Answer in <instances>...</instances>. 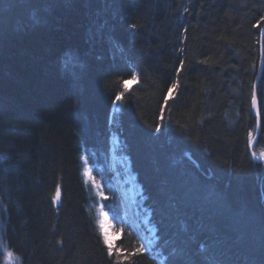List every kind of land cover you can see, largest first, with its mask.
Returning <instances> with one entry per match:
<instances>
[{
    "label": "trees",
    "instance_id": "obj_1",
    "mask_svg": "<svg viewBox=\"0 0 264 264\" xmlns=\"http://www.w3.org/2000/svg\"><path fill=\"white\" fill-rule=\"evenodd\" d=\"M263 25L264 0H0V239L20 264H264V164L248 153ZM262 45L256 155L264 33ZM65 57L78 61L72 74ZM112 135L157 257L131 256L130 233L112 257L102 242L98 204L120 215Z\"/></svg>",
    "mask_w": 264,
    "mask_h": 264
},
{
    "label": "snow or ice",
    "instance_id": "obj_2",
    "mask_svg": "<svg viewBox=\"0 0 264 264\" xmlns=\"http://www.w3.org/2000/svg\"><path fill=\"white\" fill-rule=\"evenodd\" d=\"M34 23H39V18L38 17H33L32 18ZM130 28H133L135 29L136 28V25L135 24H130L129 25ZM183 65V61H181V66ZM78 61L75 57H65L64 59V64H63V71L66 73V74H72L74 73L77 69H78ZM71 70V71H70ZM132 80H136L137 79V76L135 74H132L131 76ZM176 87L175 84H173L170 88H169V95L172 94V91L173 89ZM255 88V86H253ZM122 93H119L115 96V99L112 100V104L113 106L115 107H118L119 106V103L121 101V98H122ZM252 101H253V107L255 108L256 107V94H255V91H253V95H252ZM165 102H167V97H165ZM257 118L259 119V113H257ZM160 129L157 128V131H159ZM251 135V134H249ZM81 160L84 162L85 164V171H84V176L86 178H91L92 181H93V187L97 189V194L101 197V199H104V200H107L108 197L104 194L103 192V188L101 186V184L95 180L94 177H92V174H91V171L90 169L87 167L88 165V161L84 158V157H81ZM59 194H60V189H59V185L57 186V199L59 198ZM53 203H56V199L53 200ZM102 211V210H101ZM103 216H104V219L101 220L99 222V228H100V236L102 238V242L104 244V246L106 247V251H107V255L109 257H112L113 256V248H114V245L113 243L110 241L109 239V232L106 230V225L108 224V213L106 212H102ZM121 232L124 231L123 228L120 229ZM153 245V239H143L141 238V242H140V245L139 247H137L136 249H134L130 255L131 256H135L137 254H144L146 251L149 250V248ZM8 256L11 257L12 256V253L9 252L8 253ZM175 264H190V261H176Z\"/></svg>",
    "mask_w": 264,
    "mask_h": 264
},
{
    "label": "rangeland",
    "instance_id": "obj_3",
    "mask_svg": "<svg viewBox=\"0 0 264 264\" xmlns=\"http://www.w3.org/2000/svg\"><path fill=\"white\" fill-rule=\"evenodd\" d=\"M110 147H111V149L110 150H112V151H115L114 150V147L115 146H117V145H120V141L117 139V137L115 136V135H112L111 136V138H110ZM118 147H120V146H118ZM118 153H117V155H116V158L117 159H122L123 157L121 156V155H119L120 157H118ZM116 159V160H117ZM123 160H124V158H123ZM124 162V164H126V161L124 160L123 161ZM84 164V163H83ZM264 164V163H263ZM84 166H85V164H84ZM87 167L90 169V167L87 165ZM85 168V167H84ZM84 171H85V169H84ZM90 171H91V169H90ZM125 173H128L129 174V168H128V164H126V167H124V174ZM91 174H92V172H91ZM93 175V174H92ZM120 175V174H119ZM113 176H115V175H113ZM83 177H84V181H85V183H87L88 185H90L91 186V190L93 191V193H94V196L98 199V200H102L101 199V197L97 194V189L96 188H94L93 187V181H92V179L91 178H86L85 176H84V174H83ZM113 178V177H112ZM113 180V179H112ZM54 199H56V203H54V205L56 206L57 204H59V200H60V194H59V198L57 199V191H56V194H55V198ZM141 201L140 200H137V204H138V210H136L135 211V214H133V218H137V215L136 214H138V212L140 211V209H143V203L141 204L140 203ZM120 207H121V204H120ZM101 209H102V207H101V204L99 203L98 204V206H97V209H96V212L98 213V215H99V222L101 221V220H103L104 219V216L102 215V213H101ZM122 212V211H121ZM144 219H146L145 217H144ZM143 219V222L146 224V220H144ZM112 220V219H111ZM127 221H129V220H127V219H124L123 218V216L120 218V219H117V220H115V221H113V224L114 225H116V227H119V226H121V227H123V229L124 228H126V227H129V223L127 222ZM99 222H98V227H99ZM112 222V221H111ZM106 228H107V225H106ZM129 229H131L130 227H129ZM99 231H100V228H99ZM135 233V232H134ZM111 237V238H110ZM109 237V239H110V241L111 242H113L112 240H113V237L112 236H110ZM0 252H1V254H2V264H20V262H19V260L17 259V257L16 256H14L13 254H12V256L11 257H9L8 256V253L9 252H11L10 250H8L7 249V247L3 244V242L1 241V239H0ZM159 263V262H158Z\"/></svg>",
    "mask_w": 264,
    "mask_h": 264
},
{
    "label": "bare ground",
    "instance_id": "obj_4",
    "mask_svg": "<svg viewBox=\"0 0 264 264\" xmlns=\"http://www.w3.org/2000/svg\"><path fill=\"white\" fill-rule=\"evenodd\" d=\"M252 88H253V86H252ZM256 110H257V108H256ZM259 119H260V117H259ZM256 124H257V119H256ZM260 129H261V122H260ZM255 133H256V129H255L254 134L250 135V137H249L250 143H251ZM259 134H260V132H259ZM258 138H259V135H258ZM110 144L111 143L109 142V153H118L119 155H121L124 158V160L126 161V164H128V168H129L130 159H129V156L123 151L121 143H120V145H117L114 147L115 151L110 150L111 149ZM118 146H120V147H118ZM263 154L264 153H262L261 155H256V154L255 155L258 157H261V156H263ZM123 158L121 160V164L123 167H126V164H124V162H123L124 161ZM255 163H258V162H255ZM107 167H108V162H107ZM122 173L120 175H117L116 179H115V177L111 176V180L112 179L113 180L111 181V188L110 189L114 193L115 198L117 200H119L121 194L131 193L134 201L137 202V200H140L141 204L144 203L145 197L143 195L142 188L139 186L140 184L135 180V178L133 177L131 172H129V174L128 173L122 174Z\"/></svg>",
    "mask_w": 264,
    "mask_h": 264
},
{
    "label": "water",
    "instance_id": "obj_5",
    "mask_svg": "<svg viewBox=\"0 0 264 264\" xmlns=\"http://www.w3.org/2000/svg\"><path fill=\"white\" fill-rule=\"evenodd\" d=\"M263 33H264V25L262 27L261 36H260V43H259V64H258V70H257V74H256V77H255V80H254V83H253V86H255V88L254 87L252 88V95H253V91H255V94H256V107L255 108L253 107V101H251V103H252V113L257 119L256 133H255L251 143L248 146V153H249L251 159L254 162H258V163H264V154L261 157H258V156H256L254 154V147H255V145L257 143L258 135H259V132H260V119L257 118L258 110H256V108H257V86H258V82H259L260 75H261L262 61H263V45H262V35H263Z\"/></svg>",
    "mask_w": 264,
    "mask_h": 264
}]
</instances>
